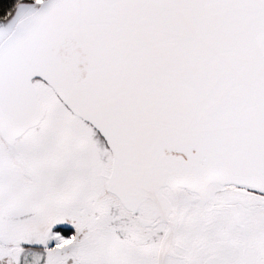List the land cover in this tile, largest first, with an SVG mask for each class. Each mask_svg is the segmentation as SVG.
Here are the masks:
<instances>
[{
  "label": "snow or ice",
  "instance_id": "obj_1",
  "mask_svg": "<svg viewBox=\"0 0 264 264\" xmlns=\"http://www.w3.org/2000/svg\"><path fill=\"white\" fill-rule=\"evenodd\" d=\"M0 264H264V0H0Z\"/></svg>",
  "mask_w": 264,
  "mask_h": 264
}]
</instances>
